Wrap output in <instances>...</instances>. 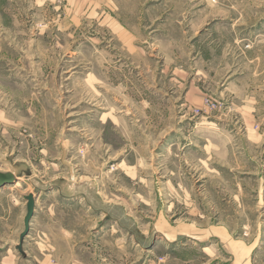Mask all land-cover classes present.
I'll return each instance as SVG.
<instances>
[{"label":"rangeland","instance_id":"rangeland-1","mask_svg":"<svg viewBox=\"0 0 264 264\" xmlns=\"http://www.w3.org/2000/svg\"><path fill=\"white\" fill-rule=\"evenodd\" d=\"M0 172V264H264V0H0Z\"/></svg>","mask_w":264,"mask_h":264},{"label":"crops","instance_id":"crops-1","mask_svg":"<svg viewBox=\"0 0 264 264\" xmlns=\"http://www.w3.org/2000/svg\"><path fill=\"white\" fill-rule=\"evenodd\" d=\"M77 199H79V201H81V202H84V204H86L87 205V207H88V210L89 211H92L93 213H94V215H98L99 214V216H101V220H100V222H99V227H98V225L95 227V230H94V232H92V234H90L91 236H94L95 237V244L97 245V241H98V231L100 230V229H102L103 230V228H101L102 226H103V220H104V218H109V215L108 214H104L103 213V210H97L96 208H94L92 205H91V203H90V200H89V198L87 197V196H83V195H77ZM106 218V219H107ZM93 230V229H92ZM75 231H73L72 233H71V237H73V235H75ZM127 233V235H128V237L130 238L131 236H130V232L129 231H127L126 232ZM53 236V235H52ZM56 234H54V236H53V239H50V240H48L49 241V243L51 244V245H53V250H55L56 251V242H57V240H56ZM133 238V237H132ZM82 241H79V242H77L76 240H75V238H73V240H71V244L72 245H74V246H77L79 243H81ZM97 260V259H96ZM71 264H84L83 263V260H82V258L81 257H79V258H77V257H73V258H71ZM97 264V263H96Z\"/></svg>","mask_w":264,"mask_h":264},{"label":"water","instance_id":"water-1","mask_svg":"<svg viewBox=\"0 0 264 264\" xmlns=\"http://www.w3.org/2000/svg\"><path fill=\"white\" fill-rule=\"evenodd\" d=\"M16 177L13 173H2L0 172V186H5V185H12L16 183ZM28 202V215L25 220V227L26 231L22 235L21 241L23 242L25 237L27 236L29 229H30V224L31 220L33 219V216L35 214V209H36V200L35 196L33 194L29 195L26 198ZM21 249V248H19Z\"/></svg>","mask_w":264,"mask_h":264},{"label":"bare ground","instance_id":"bare-ground-1","mask_svg":"<svg viewBox=\"0 0 264 264\" xmlns=\"http://www.w3.org/2000/svg\"><path fill=\"white\" fill-rule=\"evenodd\" d=\"M7 186H10V185H7ZM18 186H19V183L16 182V184L14 185V187L16 188V187H18ZM206 251H208V250H206Z\"/></svg>","mask_w":264,"mask_h":264}]
</instances>
